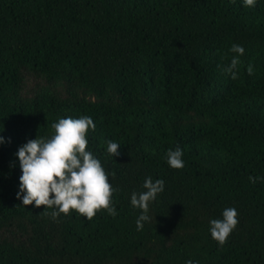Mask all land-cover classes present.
Listing matches in <instances>:
<instances>
[{"label":"trees","instance_id":"trees-1","mask_svg":"<svg viewBox=\"0 0 264 264\" xmlns=\"http://www.w3.org/2000/svg\"><path fill=\"white\" fill-rule=\"evenodd\" d=\"M80 115L115 217L17 199L18 148ZM0 135V264H264V181L249 180L264 177V0H0ZM146 176L165 191L137 231ZM227 207L239 222L220 245L209 222Z\"/></svg>","mask_w":264,"mask_h":264},{"label":"clouds","instance_id":"clouds-1","mask_svg":"<svg viewBox=\"0 0 264 264\" xmlns=\"http://www.w3.org/2000/svg\"><path fill=\"white\" fill-rule=\"evenodd\" d=\"M245 6H254L256 0H242ZM230 51L235 53L224 71L232 79L238 75L237 66L245 48L240 44H232ZM247 72L253 73V67L248 65ZM96 124L89 115L78 117H61L53 122L54 130L49 136H37L29 139L18 148L21 175L19 176V190L17 199L27 206L35 204L51 208V215L55 218L60 213L70 214L72 210L91 220L97 211L104 209L115 217L117 209L113 201V194L117 188L110 182L115 176L102 165L101 160L89 148V131H94ZM5 138L0 135V145ZM119 143L108 140L106 152L115 157L119 156ZM183 149L179 146L168 149L166 161L169 167L179 169L184 167ZM255 183L264 181V177H249ZM142 191H133L130 204L140 210L135 220L136 229L140 231L146 222L151 221L149 206L156 201L159 194L165 191V180L153 179L146 176ZM238 211L235 207H227L222 211V218L211 219L209 232L211 237L223 245L238 224ZM186 264H198L188 260Z\"/></svg>","mask_w":264,"mask_h":264}]
</instances>
